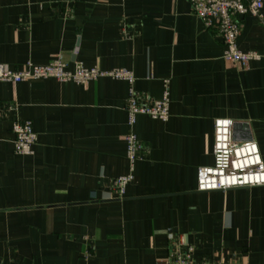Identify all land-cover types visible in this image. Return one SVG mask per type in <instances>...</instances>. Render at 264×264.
Wrapping results in <instances>:
<instances>
[{
    "label": "crops",
    "instance_id": "obj_1",
    "mask_svg": "<svg viewBox=\"0 0 264 264\" xmlns=\"http://www.w3.org/2000/svg\"><path fill=\"white\" fill-rule=\"evenodd\" d=\"M240 22L239 48L261 56L247 64L225 60L189 0H0V63L124 68L138 92L170 98L167 121L131 127L127 80L0 81V264H157L178 247L197 263L264 264V186L197 189L217 118L264 159V6ZM24 119L38 136L28 155L12 130ZM132 132L148 150L121 196Z\"/></svg>",
    "mask_w": 264,
    "mask_h": 264
},
{
    "label": "built area",
    "instance_id": "obj_2",
    "mask_svg": "<svg viewBox=\"0 0 264 264\" xmlns=\"http://www.w3.org/2000/svg\"><path fill=\"white\" fill-rule=\"evenodd\" d=\"M193 12L207 28H216L225 46L224 58L235 64H247L252 59H260L256 51H242L238 39L242 31L240 17L247 14L262 17L264 0H189ZM101 76L127 80L131 84L127 99L128 124L133 127L137 116L146 114L154 119L167 121L170 117V98L168 89L159 99H153L134 89V74L124 68L101 70L87 67L76 61L73 70L59 57L47 64L27 62L22 69H11L0 63V81L14 83L42 78H55L61 81H74L86 84ZM14 146L17 153L32 154L38 136L32 120H16L13 123ZM130 173L113 180L116 192L123 196L127 184L133 179L134 164L148 146L135 133L125 137ZM214 164L203 166L198 171L197 189L208 192L240 187L264 186V159L258 143L253 139L238 140L235 135V122L231 118H217L214 128ZM157 264H223L213 261L195 262L193 247L185 250L178 247L167 258Z\"/></svg>",
    "mask_w": 264,
    "mask_h": 264
},
{
    "label": "rangeland",
    "instance_id": "obj_3",
    "mask_svg": "<svg viewBox=\"0 0 264 264\" xmlns=\"http://www.w3.org/2000/svg\"><path fill=\"white\" fill-rule=\"evenodd\" d=\"M141 154H142V155H145V153H144V152H142ZM142 158H143V157H142ZM138 160H139V158L137 159V161H138Z\"/></svg>",
    "mask_w": 264,
    "mask_h": 264
}]
</instances>
